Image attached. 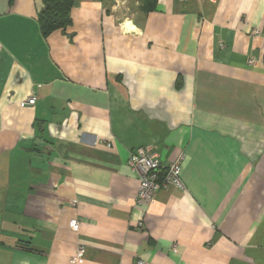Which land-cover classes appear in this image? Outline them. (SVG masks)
<instances>
[{"label": "crops", "instance_id": "1", "mask_svg": "<svg viewBox=\"0 0 264 264\" xmlns=\"http://www.w3.org/2000/svg\"><path fill=\"white\" fill-rule=\"evenodd\" d=\"M43 8L0 0V264H264V0ZM147 146L183 189L136 206Z\"/></svg>", "mask_w": 264, "mask_h": 264}, {"label": "built area", "instance_id": "2", "mask_svg": "<svg viewBox=\"0 0 264 264\" xmlns=\"http://www.w3.org/2000/svg\"><path fill=\"white\" fill-rule=\"evenodd\" d=\"M36 99L35 94H31L20 103V106H32ZM184 159V153L180 152L163 166L153 147H142L132 152L128 159V165L138 177L136 206H142L145 202L153 200L160 190L183 189L180 175ZM69 226L74 231L78 230V220H71ZM79 260L80 257L76 256L71 259L70 264H78ZM134 264L144 263L139 261Z\"/></svg>", "mask_w": 264, "mask_h": 264}, {"label": "trees", "instance_id": "3", "mask_svg": "<svg viewBox=\"0 0 264 264\" xmlns=\"http://www.w3.org/2000/svg\"><path fill=\"white\" fill-rule=\"evenodd\" d=\"M140 9L145 14L155 9L156 0H139ZM73 0H44V8L38 17L39 29L43 37L56 30H64L70 25V10Z\"/></svg>", "mask_w": 264, "mask_h": 264}]
</instances>
